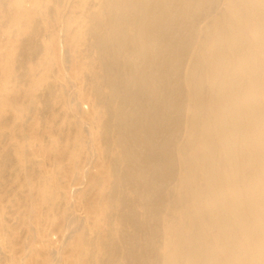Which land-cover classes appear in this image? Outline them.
Instances as JSON below:
<instances>
[{"label":"bare ground","instance_id":"obj_1","mask_svg":"<svg viewBox=\"0 0 264 264\" xmlns=\"http://www.w3.org/2000/svg\"><path fill=\"white\" fill-rule=\"evenodd\" d=\"M240 1L249 7V13L239 11L237 0H227L228 12L207 32L202 44L205 49L193 58V65L199 66L187 76L197 96L198 110V128L188 134L184 152L193 156L194 165L186 167L184 186L192 189L182 190L177 200L188 214V237L177 244V254L166 264L184 259L188 264H264L251 250L243 251L235 242L237 236L246 235L248 227L264 242V0ZM150 2L160 6L157 12H147ZM196 2L199 0H0L10 20L33 30L28 36L41 50L32 58L38 68L26 77L34 81V88L36 78L46 85L47 96H54L68 120L64 135L73 136L68 142L52 138L24 141L22 153L28 171L21 168L20 159L18 169L5 171L26 184L10 206L0 203V235L7 222L11 230L21 231L14 236L16 243L27 245L15 253L10 250L13 243L3 244L6 241L1 238L4 261L0 264H92L98 256L105 226L97 207L109 203L101 200V192L90 177L84 176V170L95 160L94 171L100 180L114 177L112 172L108 175L106 159L113 129L118 126L122 131L121 121L128 116L125 108L114 103L120 99L127 76L140 87L131 103L139 104L141 114L159 119L167 109L155 104L147 109L146 95L155 99L150 95L153 83H147L141 65L127 68L124 64L143 51L150 57L153 44L164 42L166 38L153 28V22L176 25L172 15L187 11ZM165 8L169 13L172 10V15L161 16ZM105 15V24L100 20L94 24L97 16ZM108 26L109 37L105 36ZM37 29L40 33L35 36ZM136 37H141L140 45L134 42ZM174 37L172 32L170 39ZM0 38L7 43L12 40L11 33ZM195 40L185 46L186 50L192 49ZM206 48L214 54L206 55ZM255 48L261 54L255 56ZM186 50L177 54L171 48L167 50L171 52L161 54L166 57L164 62L157 64L153 56L149 64L157 68L179 65ZM80 51L88 54V62L101 65V73H108L112 96L108 109L104 107L106 87L97 93L84 84L87 79L80 77ZM245 62L251 63L245 66ZM162 78L165 90L169 73L164 71ZM5 92L2 86L0 105L4 104ZM105 111L110 119L103 124ZM245 143L254 144V148L243 152ZM206 184L208 188L204 189ZM9 188L17 190L14 184ZM222 196L227 198L223 200ZM112 248L109 245L104 250Z\"/></svg>","mask_w":264,"mask_h":264},{"label":"rangeland","instance_id":"obj_2","mask_svg":"<svg viewBox=\"0 0 264 264\" xmlns=\"http://www.w3.org/2000/svg\"><path fill=\"white\" fill-rule=\"evenodd\" d=\"M173 1L179 2V0ZM237 4L240 12L249 13L248 6L240 0H237ZM156 7L160 6L150 2L147 12H157ZM0 11V36L6 33H11L12 36V40L8 43L0 38V68L2 70L0 88L4 86L6 89L5 94L2 95L4 104L0 105V203L10 206L9 202L17 198V191L26 183L20 182L17 175L5 174V171L18 169V159L21 160V168L28 171V163L22 153L23 142L46 140V138L68 142L73 136L72 134L64 135L69 125L68 120L57 106L54 96L50 98L47 96L46 85L39 84V79L36 78L34 88V81L26 77L27 73H34L38 68V63L32 58L41 50V46L34 43L28 36L33 30L18 24L17 20H10L2 3H0ZM227 12V0H199L187 11L181 14L177 12L174 15L172 10L169 13L168 9H163L161 16L172 15V20L176 22V25L153 22V28L160 30L161 35L166 38L164 42L153 44L154 50L150 57L143 51L144 54L130 57L124 64L127 68L135 64L141 65L140 70L145 74L147 83H153L150 95H154L155 99H147L146 95L144 103L147 109L150 110L153 104L167 109L159 119L153 115L146 117L141 114L139 104L131 103L139 93L140 87L133 83L131 76H127L120 99L114 103L125 108L128 116L121 121L124 125L122 131L117 128L118 126L113 129L112 142L108 147L109 158L106 159L109 166L108 175L110 176L112 172L114 177L110 180L107 177L105 181L100 180L98 172L94 171L95 160L88 162L86 171L84 170V176L90 177L95 189L101 192V200L109 203L102 208L99 205L97 207V214L105 229L100 236V253L92 260V264H166L170 256L177 254V244L187 239L188 214L186 208L181 207L177 200L182 190L192 189H184V186L187 182L186 167L194 165L193 156L184 152L187 150L188 134L195 132L198 128L196 122L198 110L195 105L197 96L193 93V86L187 76L194 67L199 66L193 65V58L205 49L202 44L207 32ZM105 18H107L106 15L97 16L93 22L97 24L100 20L105 24ZM245 19L248 20L247 17ZM149 20L150 18L148 22ZM172 32L176 34V37L171 40ZM39 33L37 29L34 35L38 36ZM109 35L110 26L105 31V36L109 37ZM193 39H196V43L192 49L187 47L186 50L185 46H189ZM134 42L140 45L141 37H136ZM171 48L177 54L186 50L184 56H180L179 65L157 68L158 66L149 64L153 56L157 64L160 60L164 62L166 57L161 54L164 51L171 52L167 51ZM159 50L162 51L160 54H158ZM209 50L206 48L204 53L213 55L214 53ZM255 51V56L261 54L258 49ZM87 55L81 51L78 53V56L82 57L83 66L80 77L82 80L87 79L84 84L91 86L97 93L106 87L108 98L104 107L108 109L112 101L108 87V73H101V65L97 62H88ZM145 61L147 63L143 64ZM250 63L245 62L244 65L248 66ZM164 71L169 73L165 90L162 89ZM100 73L101 76H99ZM261 79L264 88V71ZM204 92L203 90L201 95ZM251 102V100L247 101V103ZM102 119L101 123L106 124L110 119L108 113ZM30 128H38L40 131L33 133L29 131ZM10 144L14 147H9ZM253 146L254 144L245 143L241 146V150L246 152L248 149H253ZM53 153L57 158L56 150H53ZM13 184L17 190L9 188ZM207 188L206 184L204 189ZM226 198L227 196H222L223 200ZM8 224L5 222L2 225L3 232L0 239L4 238L6 242L3 244L6 245L12 242L10 250L15 253L20 252L27 244L16 243L14 236L19 235L21 231L11 230ZM245 234L235 238L236 245L243 251L251 250L254 256L261 258L264 263L263 240L256 233H252L249 227ZM245 241L249 244L247 245ZM109 245L113 247L112 250H104V247ZM3 261L4 258L0 255V263ZM176 264H188V262L184 259L177 261Z\"/></svg>","mask_w":264,"mask_h":264}]
</instances>
